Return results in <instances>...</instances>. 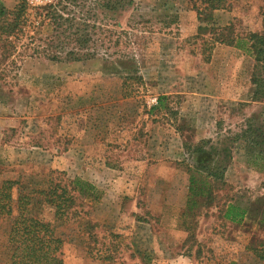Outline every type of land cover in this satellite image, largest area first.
Instances as JSON below:
<instances>
[{
	"label": "rangeland",
	"instance_id": "374dc122",
	"mask_svg": "<svg viewBox=\"0 0 264 264\" xmlns=\"http://www.w3.org/2000/svg\"><path fill=\"white\" fill-rule=\"evenodd\" d=\"M29 1L68 18L59 35L70 24L88 40L58 55H90L24 57L0 76V185L17 181L30 192L49 175L92 187L67 222L33 208L63 241L64 264H264L245 251L252 238L264 244L256 221L233 225L218 209L230 197H264L262 145L250 142L264 135V97L252 98L251 83L253 72L264 77V60L256 67L221 41L261 34L264 0H230L210 19L199 0ZM39 32L54 34L49 25ZM222 148L230 158L213 154ZM216 165L225 166L220 203L186 217L190 173ZM9 224L0 216V264H9Z\"/></svg>",
	"mask_w": 264,
	"mask_h": 264
},
{
	"label": "trees",
	"instance_id": "16d2710c",
	"mask_svg": "<svg viewBox=\"0 0 264 264\" xmlns=\"http://www.w3.org/2000/svg\"><path fill=\"white\" fill-rule=\"evenodd\" d=\"M205 4V17L210 19V14L225 7L230 0H199ZM56 5H60V1ZM68 18L64 19L59 14L56 6L46 5L33 7L28 0H17L16 5L7 10L0 8V76L3 78L8 75V70L2 65H15L16 61L24 57H42L51 61L61 60H80L90 58L89 54H79L73 51L68 52L64 57L58 55L63 47L69 44L74 45V49H80L88 40L85 36H80L77 29L73 34L69 33L72 25L69 24L64 30L61 29ZM51 26L52 32L58 35L44 36L39 32L42 26ZM62 37V40L60 39ZM68 41V42H67ZM228 46H233L244 50L250 55L256 67L264 60V26L262 33L248 34L245 38H227L221 40ZM56 43V45H53ZM54 49V52L52 49ZM41 50V51H40ZM56 51V53H55ZM41 52H44L40 55ZM4 69H3V68ZM0 77V78H1ZM139 80V79H138ZM254 99L264 97V77L256 74L251 75ZM164 97L157 99V106L150 111L159 109L163 105ZM251 139V144L261 146V150L256 153L255 159L263 164H258L257 169L264 171V135H257ZM259 137V140H258ZM237 138L232 139L235 142ZM254 149V148H253ZM195 154L203 153V149L196 147ZM216 156L223 155L225 159L230 158V150L222 148V152H213ZM220 165L205 169L204 176L199 172H192L189 175L187 196H186V217L195 218V209H208L212 206L217 207V194L225 186L223 173L225 166ZM46 185L37 190L27 192L25 186H19L17 181H4L0 185V216L9 219L8 235L4 249L9 264H64L62 257L63 241L55 236L52 226L33 215V208L46 207L53 212V218L60 222H67L70 219L71 211L78 205L79 196H85L92 187L76 179L68 183H62L48 175ZM207 179L217 180L212 184ZM18 186L16 198H13L12 190ZM91 196V195H90ZM86 197V196H85ZM221 205V204H220ZM221 218L233 225H240L247 220L256 221V224L264 232V197L247 203H237L235 197L225 199L222 203ZM191 238V233L188 238ZM250 241L245 247V251L250 253L256 260L264 261L263 242ZM193 241V239H191ZM257 245V246H256ZM100 255V254H99Z\"/></svg>",
	"mask_w": 264,
	"mask_h": 264
},
{
	"label": "built area",
	"instance_id": "2783aa9c",
	"mask_svg": "<svg viewBox=\"0 0 264 264\" xmlns=\"http://www.w3.org/2000/svg\"><path fill=\"white\" fill-rule=\"evenodd\" d=\"M29 3H31L29 0H28Z\"/></svg>",
	"mask_w": 264,
	"mask_h": 264
}]
</instances>
